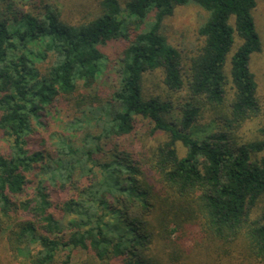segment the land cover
<instances>
[{"label":"trees","instance_id":"1","mask_svg":"<svg viewBox=\"0 0 264 264\" xmlns=\"http://www.w3.org/2000/svg\"><path fill=\"white\" fill-rule=\"evenodd\" d=\"M188 3L208 16L186 56L163 28ZM257 3L94 0L74 20L0 0V264H264V139L240 136L260 110ZM150 72L166 96L145 94Z\"/></svg>","mask_w":264,"mask_h":264},{"label":"rangeland","instance_id":"2","mask_svg":"<svg viewBox=\"0 0 264 264\" xmlns=\"http://www.w3.org/2000/svg\"><path fill=\"white\" fill-rule=\"evenodd\" d=\"M54 2L62 10V15L65 18H73L76 20L79 16H82L87 11V4H93L94 0H49ZM126 0H122L124 2ZM27 8V7H23ZM253 15L255 19L256 29L260 36L261 48L258 51L253 52L249 59L250 71L254 74L257 83V98L259 105V114L252 118L241 130L240 136L243 139L246 138H259L264 139V0H258L257 6L253 10ZM208 12L201 6L188 3L182 6L176 7L174 13L167 17L164 21L163 32L168 37L169 41L183 50L186 56L193 53L198 45V34L197 29L199 25L206 19ZM125 44V40H115L111 41L106 46L102 47L103 52L107 55L108 59L112 61L117 53L122 49ZM238 46V42L232 45L231 50L228 53L226 63H225V73L230 76V59L232 53ZM108 60V68L106 70V76L101 77V85L106 88L114 81V71L113 65ZM158 72H150L144 75V91L147 95H157L161 94L163 97L166 96L165 88L163 87ZM230 95V93H229ZM64 116H59L54 114L48 119V127L50 131L60 130V122ZM138 129L140 132H144L146 127L142 123L138 122ZM40 127L37 128L35 135H40L43 133ZM164 135H159L158 139H163ZM148 140V138H147ZM150 143H156L154 140H148ZM6 138H0V146L5 147ZM184 245H180L183 250L190 253L193 243L197 240V230L193 229L191 233L185 236H180ZM217 252L212 253L209 251H203L199 248H192L191 253L201 256L206 262L210 258H221L222 250H216ZM77 256V255H76ZM85 253L78 252L77 258H84ZM240 258H243L240 256ZM255 261V260H253ZM258 263L259 262H254ZM179 264H184V261ZM187 264V263H185ZM199 264V263H193ZM262 264V263H260Z\"/></svg>","mask_w":264,"mask_h":264}]
</instances>
